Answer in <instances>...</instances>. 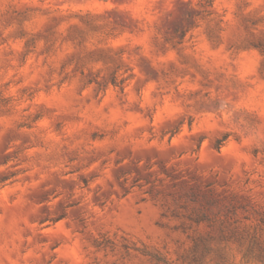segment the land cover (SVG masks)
<instances>
[{"label":"clouds","instance_id":"obj_1","mask_svg":"<svg viewBox=\"0 0 264 264\" xmlns=\"http://www.w3.org/2000/svg\"><path fill=\"white\" fill-rule=\"evenodd\" d=\"M0 264H264V0H0Z\"/></svg>","mask_w":264,"mask_h":264}]
</instances>
